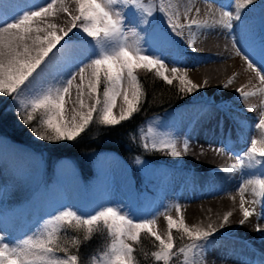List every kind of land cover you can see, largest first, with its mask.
<instances>
[{"label": "snow or ice", "instance_id": "obj_1", "mask_svg": "<svg viewBox=\"0 0 264 264\" xmlns=\"http://www.w3.org/2000/svg\"><path fill=\"white\" fill-rule=\"evenodd\" d=\"M57 3L70 17L66 29L45 19L53 15ZM75 3L77 14L72 15L64 0H50L46 6L32 4L37 11L24 10L19 4L0 0V96H7L17 103V114L23 117L21 122L29 126L39 140L54 144L74 141L96 121L97 116L99 124L106 127L130 120L141 110L146 98L136 74L139 69L154 70L156 76L168 85L178 82L179 92L183 95L199 91L201 86L182 75L183 70L175 66L183 53L172 37L182 36L185 28L191 32L193 26L207 29V24H199L196 20L180 24L178 12L170 5L165 6V0H161L157 11L164 15L167 31L153 25L154 12L143 7V0H75ZM253 3L254 0H243L234 16L225 11L221 24L233 39L235 54L245 60L247 68L264 84V37L257 41L252 22L244 21L240 11ZM125 9H134L132 20L128 19ZM233 21L240 22L238 38L233 35ZM74 29L81 31V37L77 38L79 45L69 43L72 38L69 34L74 36ZM128 32H134V43L128 42L125 35ZM241 42L250 51L241 48ZM187 46L191 48L193 41H188ZM257 48L259 64L253 58ZM166 55L173 62L171 78L166 74L169 70ZM77 77L80 83L75 85L76 99L72 102L79 107L71 109L69 118L66 105L71 101ZM231 82L229 80L223 87L227 88ZM237 91L245 99L254 95L242 89ZM118 99L123 103L117 115L114 109L118 106ZM34 121L39 127L33 125ZM255 129L260 138H251L246 153L237 155V162L225 171L241 172L258 165L264 168V112L260 113ZM142 146L145 151H158L179 158L188 151L190 144L186 139L181 150L177 148L175 138L146 136ZM136 162L141 163L139 158ZM246 183L255 184L253 194L260 197L253 203H264V178ZM239 190L243 214L240 225L243 226L253 215L264 218V211L257 213L255 208L244 207L246 188L242 184ZM176 211L179 213V207ZM230 215L223 217L219 228L209 224L207 229L189 227L182 216L179 219L168 216V233L161 236L154 230L155 219L136 222L129 213L115 206H102L88 216L71 208H62L47 219L39 238L26 237L12 246L0 236V264H81L78 254H69V249L62 244L61 232L65 225L84 229L85 241L90 240L101 225L107 229L111 242L95 264H139L134 245L140 243L142 233L150 234L158 242V250L151 254L157 264H170L177 254L173 229L190 241L178 249L184 256L183 264H203L196 258L206 260L208 246L215 234L226 226ZM256 231L264 229L257 225ZM72 243L79 248L81 241L76 239ZM57 253L65 255L61 257Z\"/></svg>", "mask_w": 264, "mask_h": 264}, {"label": "bare ground", "instance_id": "obj_2", "mask_svg": "<svg viewBox=\"0 0 264 264\" xmlns=\"http://www.w3.org/2000/svg\"><path fill=\"white\" fill-rule=\"evenodd\" d=\"M37 1L6 0L9 3L19 4L23 8ZM230 1L165 0V6L170 5L173 11L178 12L180 24L196 20L199 24L208 25L210 23L213 28L219 29L216 33H218L221 42L217 43L207 39L205 35L206 31L210 29L209 26L207 29L193 26L191 32L185 28L183 35L177 37L187 51L183 62L184 74L187 78L200 85L202 93L207 92L217 103L228 101L225 102L223 108L209 105L193 119L187 131L186 139L190 147L185 152V159L181 164L185 181L179 189L177 206L180 209L179 213L189 224L201 229H207L209 224L219 228V225L223 222V217L231 213L226 226L215 234L212 243L208 246L205 253L206 260L202 258L203 264H264V231H256L257 225L264 229V218L253 215L243 226L239 223L243 219L239 190L242 184L246 188L243 196L244 207L255 208L257 213L264 211V203H253V201L260 200V197L253 194L255 184L246 183L248 180L255 181L264 178L261 175L264 174V168L258 165L254 169H245L241 172L234 171L230 173L225 171L237 162V155H244L250 147V141H247L249 145L244 146L241 141L242 134L240 132L236 133L235 128L239 126L248 127L249 122L247 119H249L250 113L240 106H233L237 99L227 98V90L232 83L227 88L223 87L224 84L229 82V78L228 76L220 77L223 76L221 75L223 71L220 65L211 64L206 70L200 67L202 64L200 59L218 60L222 56V52L225 54V49L221 50V44L227 45L226 47L232 50L235 48L232 37L228 35V30L224 29L221 24L225 12L222 8L228 6ZM48 2L50 0L43 6H46ZM64 2L68 9L72 7L73 12L75 11L72 0H64ZM263 2L261 1L259 5L261 6ZM241 3H243V0H240L236 7ZM248 6L250 5L243 8L245 11L241 12L243 20L254 23L256 17H261L262 12H260L261 10L257 12L247 10ZM54 8L53 15L45 17L46 21L66 29L70 23L69 15L60 10L59 3ZM197 9H199V12L196 11ZM37 10L38 8L32 11ZM236 11L237 8L229 12L234 16ZM73 12L70 11L72 15H75ZM185 14L187 15V21L185 20ZM215 21L219 23H215ZM235 23L240 25L238 21H233V24ZM239 35L240 32H237L236 37L238 38ZM188 41H193L191 48L187 46ZM239 46L244 48L245 51H250L243 42ZM235 52L230 51L229 54L226 53L225 55H236ZM255 55H257V52L253 54V58L256 60ZM219 77L221 80L218 81V84L211 88L207 87L212 82L217 81ZM79 83V77H77L72 89L71 101L66 105L69 110V118L71 109L79 107L78 104L72 102L76 99L75 85ZM88 103H91V101H88ZM122 103V100L117 101L118 106L114 109L117 115ZM249 138H252V136H249ZM1 145L6 146L4 143ZM10 150L8 147L3 148V151L0 148V213L2 214L0 229H11L17 235V239L21 240L29 237L27 230L30 225L28 220L24 221L22 218L27 216L24 211L29 210L32 203L33 210L36 213L40 208L38 205V207H35L40 167L30 157H19L18 153L15 154ZM59 171L63 179L62 192L64 195L71 197L73 204L78 205L80 197L79 183L76 182L77 175L67 172L66 168ZM115 187L114 193L117 194L118 184ZM92 200L94 204H100L101 206L106 202L109 204L113 202V200L108 201L105 195L97 193L92 195ZM16 210L20 213L15 217L16 220L13 214L10 221L11 212ZM31 215L34 216L33 211ZM155 217H158L156 212ZM20 218H22V221L19 220ZM31 221H33V218H31ZM159 223L157 219L156 224L159 225V228L155 231L162 234L163 228Z\"/></svg>", "mask_w": 264, "mask_h": 264}, {"label": "rangeland", "instance_id": "obj_3", "mask_svg": "<svg viewBox=\"0 0 264 264\" xmlns=\"http://www.w3.org/2000/svg\"><path fill=\"white\" fill-rule=\"evenodd\" d=\"M47 1L49 0H38L37 2L32 4L43 6ZM202 1L207 2V0ZM239 1L240 0H231L229 5L223 7L222 9L224 11H232L237 8L236 5ZM261 1L264 0H254V3L248 6L247 10H250L252 12L261 10V16H264V2L262 4L263 6H260L259 4H261ZM72 2L75 11L73 12L71 7L69 9V12L72 11L76 15L77 5L75 3V0H72ZM32 4L24 7V10L37 9V7H31ZM160 4L161 0H143V7H145L146 9H151L154 12V16L152 17L153 25L167 31L166 19L162 13H159L157 11V9L160 7ZM125 11L127 13L128 19L132 20L134 18V9H125ZM240 11H245V9L242 8L240 9ZM216 22L218 21H215V23ZM208 26L210 29L205 33L207 39L212 40L214 43L221 42L218 33H216L217 31H219V29L213 28L210 23L208 24ZM234 26L235 31L233 35L236 36L237 32H240V25L235 23ZM213 29L214 31H212ZM73 31L75 32V29ZM69 35L71 36V33ZM125 35L129 43H134V32H128ZM65 39L68 40V37H65ZM172 39L176 47L183 53L182 58L175 62V66L181 68L183 70L181 74L185 75L183 62L185 61V55H187V51L181 44V40L177 36H173ZM72 40L73 39L69 40L70 44H73ZM61 43H63V41ZM226 46L227 45L225 44H221V50L225 49V54H229L230 51H236V48H233L232 50ZM57 47H59V45H57ZM225 54L222 52V56L218 60L200 59V62H202L200 67L206 70L211 66V64L221 66V69L223 71L221 75L223 76L220 77L224 78L228 76L229 80L232 81L231 86L227 90V96H231L232 93H234L237 89H242L245 92L254 93V95L249 96L246 99L243 98L239 93L238 99L235 102V104H237L238 106L244 108L245 110H248L251 115H249V119H247L249 122V126L247 128H243L242 126L235 127L236 133L240 132L242 134L241 141L246 147L247 145H249L247 141L251 140L249 136H252V138L255 137L257 139L260 138L259 131L255 129V124L259 122L260 113L264 112V92H261V89H264V84H261L259 78L255 75V73L247 68V64L241 56H237L234 54ZM257 59V63L259 64V57ZM165 60L168 62L169 69L166 74L171 78L172 74L170 68L173 66V62L171 60V57L167 55L165 56ZM233 65L234 67L232 68ZM220 77L217 81L212 82V84L207 87L211 88L212 86L218 84V81L221 80ZM202 92V89L194 92L193 94H195L196 99L181 109H177L176 111L168 113L167 115H157L149 118L147 121L146 130H142L141 132L142 136H154L157 139L175 138L177 142V148L182 150L187 131L189 130L193 119L197 117V115L202 113L205 108L209 107V104L203 103V99L210 100L211 102H216L215 99L209 96L207 92ZM3 98H5L6 100H11V106L9 108H5L6 101L2 100ZM17 108V103H15L12 99L7 96H0V111L2 109H6L8 111L12 110L17 113ZM230 115L232 116V114ZM22 118L23 117L19 115L12 116V124L10 129H14L18 132L23 131V137L25 139L24 141L29 142L30 144H23L14 140L12 141L9 136L0 131V148L3 151V148L6 149V147H8L11 149L10 152H15V154L18 153L19 157H30L34 160L35 164H38V166L40 167L39 183L37 189L38 193L36 199L37 203L35 206H39L40 208H38V212L36 213L33 210L32 203V206H30L29 210L24 211L25 215L27 216L22 217L24 221L28 220V224L30 225L27 230L29 237L39 238L40 230L42 229L44 223L53 213H56L59 209L71 208L76 210L78 214L84 216L93 214L95 210L102 207L100 204L96 205L93 203L92 195L94 193L103 194L106 198H108V201L113 200L114 202V204H112L113 202L111 204L106 202V204H104L103 206L118 207L124 212L129 213L136 222H141L143 219H155V221L158 219V221L160 222V226L163 228L162 234L158 231L161 236H166L168 233V216H171L173 219H179L181 217V214L176 211V208L178 207L177 201L179 189L185 181V174L182 173V170H177L174 168V166L168 165L167 161H172L174 158L168 159L166 163H158L157 161L153 162L144 158H139L141 163H137L136 159V161L134 162V166L136 167L135 173L141 177L140 183L142 182V190L137 189V186L134 184V178L131 168L127 166V164L121 159L120 156L115 155L110 151H101L95 154L94 172L92 175L93 177L89 179L88 183L83 181L81 174L74 162H72L71 160H63L61 158L55 164L54 172L50 176V182H48V184H45V173L47 169L46 155L48 154L45 150V145L49 146L52 145V143H47L46 141L39 140L36 135L30 131V127L24 125L21 122ZM33 125L39 127L38 123L35 121L33 122ZM150 128L152 129L151 132H149ZM2 143H4L6 146L3 147L1 145ZM185 155L186 154L184 153L181 157L178 158L179 162L177 164H182L185 159ZM65 168L67 172L77 175L76 182L79 183V204H83V206L81 207H75L67 198L66 194L64 195V193L62 192L63 179L60 176L59 170H63ZM117 184L119 186V190L116 194L114 193V190ZM144 187H147L150 192L146 193L147 191ZM32 211L34 212L33 217L31 215ZM155 212L157 213L158 217H155ZM11 213L12 214L9 219L10 221L13 214L15 215L14 219L16 220L15 217H17V214H19L20 212L16 210L12 211ZM1 217L2 214L0 213V218ZM22 218H20L19 220L22 221ZM31 218H33V221H31ZM184 221L189 227H193L185 219ZM158 228L159 225L155 223L154 230H157ZM0 236H3L5 238V242L9 243L12 246H14L16 242L19 241L17 239V235L9 228L5 230L0 229ZM179 254L180 253L178 252L177 256H179ZM57 255L63 257L65 254L57 253ZM102 255L103 254H100L98 257ZM174 258L175 256L173 257V259ZM180 259L184 261V256ZM196 259L203 261L202 257H197ZM96 260L93 259L92 264H95Z\"/></svg>", "mask_w": 264, "mask_h": 264}, {"label": "trees", "instance_id": "obj_4", "mask_svg": "<svg viewBox=\"0 0 264 264\" xmlns=\"http://www.w3.org/2000/svg\"><path fill=\"white\" fill-rule=\"evenodd\" d=\"M75 35L72 38L81 36V31L75 29ZM71 38V39H72ZM137 76L146 92V98L141 110L134 114L130 120L122 122L115 127H106L99 124L98 116L89 128L74 141H64L45 145L46 155V180L45 184L50 182V176L54 172L56 162L61 158L72 160L77 166L83 181L89 182L94 172V156L101 151H112L119 154L127 163L130 164L134 174L136 167L134 162L137 158H144L150 161H166L169 159L166 154L155 151H145L142 141V129L151 117L163 115L167 112H173L190 104L194 95H183L179 92V84L174 81L173 85H168L160 77L156 76L155 71L146 69L137 70ZM102 91V88H101ZM5 100V108L11 106V100ZM8 106V107H7ZM12 116H18L15 111L2 109L0 111V131L9 136L14 141L28 144L23 137V131H16L11 128ZM27 128V127H25ZM48 143V142H47ZM30 144V143H29ZM29 146V145H28ZM40 151V150H39ZM85 231L82 228H76L71 225H65L61 232L63 246L69 249V254H78L81 264H92L93 259H98L100 254L107 250L111 237L107 229L101 225L90 240H84ZM176 244V250L186 246L190 241L180 232L173 229L172 232ZM80 240L79 248L73 245V240ZM136 248V257L139 264H157L152 252L158 250V242L150 234L142 233L140 243L134 245ZM102 252V253H101ZM99 254V255H98ZM98 255V256H97ZM172 259L170 264H182ZM94 263V262H93Z\"/></svg>", "mask_w": 264, "mask_h": 264}]
</instances>
